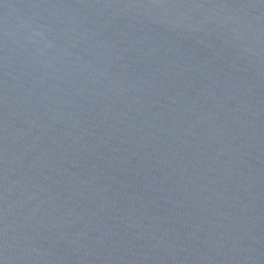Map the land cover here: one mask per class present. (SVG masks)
Masks as SVG:
<instances>
[{"label":"water","instance_id":"95a60500","mask_svg":"<svg viewBox=\"0 0 264 264\" xmlns=\"http://www.w3.org/2000/svg\"><path fill=\"white\" fill-rule=\"evenodd\" d=\"M0 264H264V0H0Z\"/></svg>","mask_w":264,"mask_h":264}]
</instances>
